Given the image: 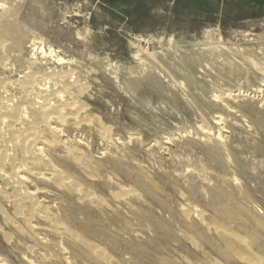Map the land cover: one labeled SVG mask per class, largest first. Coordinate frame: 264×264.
Segmentation results:
<instances>
[{"label": "rangeland", "instance_id": "374dc122", "mask_svg": "<svg viewBox=\"0 0 264 264\" xmlns=\"http://www.w3.org/2000/svg\"><path fill=\"white\" fill-rule=\"evenodd\" d=\"M0 1L28 34V58L32 39L82 69L91 118L61 127L85 151L77 161L39 145L82 192L22 172L65 233L36 212L31 229L0 197V264H264V93L226 96L264 89L250 65H264V0ZM209 33L249 56L247 82L210 59ZM217 116L223 145L199 129Z\"/></svg>", "mask_w": 264, "mask_h": 264}, {"label": "bare ground", "instance_id": "6f19581e", "mask_svg": "<svg viewBox=\"0 0 264 264\" xmlns=\"http://www.w3.org/2000/svg\"><path fill=\"white\" fill-rule=\"evenodd\" d=\"M4 7V3L0 1V8L3 9L0 15V197L8 201L17 216L28 221L31 229L39 228V225L34 223V214L32 215L36 212L55 229L65 233L66 228L54 219L55 216L48 205H41L39 198H33L34 193L24 186L26 178L22 172L33 174L36 178L49 172L52 173L48 178L51 184L60 189L82 192L79 184L53 164L46 157L44 148L39 145L48 146L50 143L59 142L72 160L77 161L84 156L85 151L82 148L67 145L69 138L62 137L61 127L66 122L76 124L88 123L91 120L89 116L82 117L84 107L81 105L83 96L90 92L89 83L85 80L81 68L60 67L66 63V59L55 49H47L44 44L39 45L32 39V55L28 58L24 52L28 34L12 17L14 9L5 10ZM219 35L220 37L215 39L213 35L208 34V50L212 56L210 59L220 61L228 67L224 75L231 82L233 79L237 80H234L237 82L235 86L240 82H247L250 73L245 70L243 64L249 61V56L243 55L241 49L232 48L230 43L223 40L222 34ZM27 59L32 60L34 64L49 59L52 64L45 70L33 67L18 70V78L6 74L17 69L16 63H25ZM250 61L254 70L252 72L261 76L264 81V65L253 61L252 58ZM251 86L248 82L241 88L234 89L237 93H229L226 96L243 99L253 92L254 96L264 93L262 87ZM218 99V95L212 96L215 103ZM213 123L214 125H208V128L199 129L223 145L222 134L216 131L223 123V118L217 116ZM103 135L98 136L102 141ZM77 143L80 144V141L77 140ZM0 213L4 219L8 218L1 202ZM199 217L201 219V216ZM92 247L94 253L103 259L105 254L100 248Z\"/></svg>", "mask_w": 264, "mask_h": 264}]
</instances>
